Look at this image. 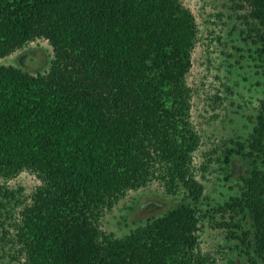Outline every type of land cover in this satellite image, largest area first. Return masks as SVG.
<instances>
[{
	"label": "trees",
	"instance_id": "obj_1",
	"mask_svg": "<svg viewBox=\"0 0 264 264\" xmlns=\"http://www.w3.org/2000/svg\"><path fill=\"white\" fill-rule=\"evenodd\" d=\"M231 1L245 11L264 72V0ZM36 40L53 49L48 72L0 65V176L30 171L41 182L18 227L27 264H214L199 253L191 11L180 0H0V59ZM233 144L228 176L236 159L251 170L240 194L214 209L232 219L217 226L238 229L240 256L264 264V99L253 131ZM153 180L192 204L122 239L99 229L103 210ZM241 215L250 229L235 222Z\"/></svg>",
	"mask_w": 264,
	"mask_h": 264
},
{
	"label": "rangeland",
	"instance_id": "obj_2",
	"mask_svg": "<svg viewBox=\"0 0 264 264\" xmlns=\"http://www.w3.org/2000/svg\"><path fill=\"white\" fill-rule=\"evenodd\" d=\"M180 2L191 11L198 28L187 83L191 89V121L200 136L192 171L204 186L198 207L206 214L200 224L199 253L214 264H247L244 254L243 258L240 256L242 248H238L230 233L241 232L234 227H218L217 224L230 223L232 219L214 209L240 194L242 178L251 170L247 162L236 159L233 176L229 177L224 155L233 143L245 140L255 127L260 101L264 99L263 68L258 67L254 38H248L249 26L242 17L245 11L236 2ZM53 56L46 40H36L0 59V65L22 68L34 75L44 74L49 71ZM258 166L264 170V162ZM40 185L38 177L30 171L10 179L0 176V264H27L17 233L23 212L32 204L33 194ZM183 202L192 204L184 192L169 194L159 180H153L148 187L129 191L111 208L103 210L97 225L107 236L122 239L150 218L162 216ZM235 222L244 230L250 229L252 223L242 215ZM234 251L238 256L232 261ZM259 264L263 263L259 260Z\"/></svg>",
	"mask_w": 264,
	"mask_h": 264
}]
</instances>
